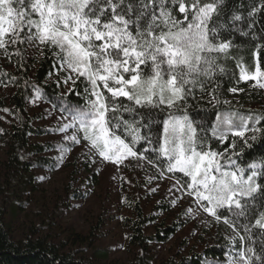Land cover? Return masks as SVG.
Wrapping results in <instances>:
<instances>
[{"label": "snow or ice", "instance_id": "obj_1", "mask_svg": "<svg viewBox=\"0 0 264 264\" xmlns=\"http://www.w3.org/2000/svg\"><path fill=\"white\" fill-rule=\"evenodd\" d=\"M222 4L223 0H0V49L10 55L9 44L27 43L41 49V54L44 48L51 51L58 71L67 74L64 84L74 85L80 78L86 82L84 106L60 105V111L68 114L63 117L68 122L58 128L66 134L64 139L72 145L86 142L89 152L113 165L129 158L146 159L159 165L161 175L183 174V184L176 179L177 190L195 197L197 205L195 210L188 208L187 214L197 216L202 211L230 227L233 242L239 237L255 244L253 229L259 230V254L247 246L238 256H230L227 264H264V161L241 167L233 159L238 155L235 139L231 150H214L198 135L186 108L179 116L169 111L161 121L162 130L155 137L150 135L155 122L151 110L176 109L189 96L194 98L195 88L203 92L206 81L225 72L218 61L229 58L233 45L229 39H220ZM261 11L264 0L248 12L249 28ZM261 47L257 45L253 53V70L242 60L237 62L238 82L251 81L252 87L264 90ZM16 55L23 60L22 53ZM36 96H40L38 89ZM210 102L230 103L218 100L215 88ZM125 112L134 114L133 118L125 119ZM261 120L264 115H217L212 136L225 142L231 134L247 146L249 138L255 141L257 134L264 133V127L256 126ZM69 129L73 130L70 135ZM59 151L62 161L71 147L60 145ZM241 217L247 221L242 225ZM241 228L247 237L240 235Z\"/></svg>", "mask_w": 264, "mask_h": 264}, {"label": "trees", "instance_id": "obj_2", "mask_svg": "<svg viewBox=\"0 0 264 264\" xmlns=\"http://www.w3.org/2000/svg\"><path fill=\"white\" fill-rule=\"evenodd\" d=\"M260 2L261 0H223V4L220 6L221 15L218 20V23L223 25L219 30L220 39H229L233 45L230 49L229 58L218 61L224 66L225 72L223 74L217 73L213 80L206 81L203 92L199 87L195 88L194 98L189 96L186 103L178 105L176 109L151 110L154 113L155 122L150 125V135L155 137L162 130L161 121L167 117L169 111L179 116L183 114V110L186 108L189 119L197 128L198 135L204 137L214 150H231L232 140L235 139V151L238 155L234 156L233 159L241 167L247 168L253 162L264 161V133L257 134L255 141L249 138L247 146L244 145L241 138H234L231 134L225 142H221L212 136V128L216 125L217 115L221 117L227 113L264 115V109L254 108L256 104L261 103L262 93L252 87L251 81L238 82L239 68L237 67V62L242 60L249 71L253 70V53L256 46L264 45V11L257 13L255 23L250 28L248 27V24L252 22V18L248 17V12ZM234 15H240L242 20L233 21ZM179 18H182V15ZM242 32H247L248 35H243ZM253 35L257 37L256 40L252 39ZM17 51L22 53V61L16 55ZM8 53L10 55H6L4 50L0 49V88L8 89L5 96L0 95V114L5 113L14 119L10 128L3 127L0 131V141L6 148V157L2 163L0 175V194L4 197L11 196L8 214L0 217V264H94L90 260L78 259L71 254L62 252L61 246L50 240L49 236L52 233L59 234L60 228L57 226L49 227L48 231L38 238L28 233L29 229L32 228L30 226L28 229L24 228V235L21 239L16 240L13 237L9 215L13 216L14 212H18V206L14 205V197L34 192L37 189V186L34 185L36 171L39 169L57 170L63 163V160H58L61 143H35L32 141L35 136L39 137L57 131L34 124L35 116L28 109L31 101L37 97L36 90L40 91V99L52 105L59 112H61V103L84 106L87 93L85 92L86 82L80 78L73 85L71 93L65 95L69 93L63 91L65 73L62 70L58 71L59 63L47 48H44L43 54H41V49L29 47L27 43L9 44ZM260 64L264 69V47L260 48ZM232 87L243 89V91L232 93L229 91ZM213 88L216 89L218 100H227L230 103L210 102ZM105 94L108 95L106 91ZM120 99L124 103H129L125 98ZM62 114L68 115L67 113ZM123 116L130 120L134 114L125 112ZM136 118L139 119V117ZM256 126L264 127V120H261L260 124ZM246 135L251 137L252 134ZM143 147L147 148V143H143ZM137 148L139 149L140 146L138 145ZM52 152L57 155L55 157L47 155ZM152 157L154 159L155 154H152ZM138 162H142L144 166L150 164L152 170H156L155 167L160 169L159 165L149 163L146 159ZM86 170L91 172L90 176L94 184H99L97 171L91 169L89 164L86 165ZM165 173L176 179L179 178L181 184L184 183L183 174ZM77 195V197L80 196V194ZM131 206L133 217L125 218L124 226L127 230L129 243L139 249V253L135 256L132 264H152L150 244L169 241L185 225V222H173L169 225L163 223L153 235H147L145 228L157 220L156 214L145 215L139 200L131 202ZM157 207V209L166 212L170 210L171 204ZM256 207L259 208L258 201ZM40 221L42 222L44 219ZM246 222L243 217L239 218V224L242 225ZM219 226L225 231L233 232L230 227L223 223H219ZM258 231L253 229L251 237V240L256 241L255 244L249 240L242 241L239 237H236L233 242L220 233L215 237L212 244L205 245L202 252L172 256L159 264H227L230 256L245 250L247 246L255 247L257 254H259L261 246L260 237L256 235ZM71 235L73 236L71 237ZM240 235L247 237V233L242 228ZM70 238L76 243L85 240L83 236H79L73 231L67 234V239ZM95 254L97 253L95 252ZM97 255L106 257L107 252L101 254L98 252ZM255 264H259V262L257 261Z\"/></svg>", "mask_w": 264, "mask_h": 264}, {"label": "rangeland", "instance_id": "obj_3", "mask_svg": "<svg viewBox=\"0 0 264 264\" xmlns=\"http://www.w3.org/2000/svg\"><path fill=\"white\" fill-rule=\"evenodd\" d=\"M65 73V72H64ZM63 76V81L66 77ZM73 84H64L63 91L69 92ZM261 103L254 108L264 109V90ZM8 89L0 88V95L5 96ZM106 91V90H104ZM30 113L35 116L36 126L57 130L43 136H35V143H61L71 147L57 170L39 169L35 172L34 192L14 197L18 212L10 216L13 237L16 240L24 235V228H30L29 234L35 238L43 236L49 227L57 226L59 234L52 233L50 240L61 246L62 252L78 259H86L94 264H132L139 249L129 243L124 219L133 217L131 202L139 200L145 215L156 214L157 220L145 228V234L153 235L161 224L185 222L180 230L167 242L150 244L152 264H159L172 256L189 255L202 252L206 244H212L218 234H223L232 241L233 232L225 231L212 217L200 212V215L187 214V209H196L195 197H189L184 189L177 190L176 178L160 169H150L142 162L132 158L123 164L113 165L98 155L89 152L86 142L72 145L64 139L65 133L58 131L61 124L67 123V117L45 103L39 97L30 105ZM68 119H70L68 117ZM12 117L0 114L1 128H10ZM68 130V135L72 134ZM6 148L0 141V175L2 163L6 157ZM55 157L57 154L48 153ZM95 161V162H93ZM97 171L99 184H94L91 172L86 165ZM44 177V179H40ZM171 177V178H170ZM22 194V193H19ZM80 194L79 197H77ZM132 200V201H131ZM11 196L0 194V217L8 214ZM171 204L169 211H161L157 206ZM44 221H40L43 220ZM74 232L83 236V242L76 243L67 239V234ZM233 231V230H232ZM73 235H71L72 237ZM100 254L107 252L106 257ZM99 256V257H98ZM232 256H238L234 254Z\"/></svg>", "mask_w": 264, "mask_h": 264}]
</instances>
